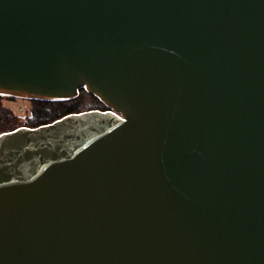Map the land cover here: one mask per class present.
<instances>
[{"label": "water", "instance_id": "1", "mask_svg": "<svg viewBox=\"0 0 264 264\" xmlns=\"http://www.w3.org/2000/svg\"><path fill=\"white\" fill-rule=\"evenodd\" d=\"M81 91L0 134V264H264V0H0V96Z\"/></svg>", "mask_w": 264, "mask_h": 264}, {"label": "rangeland", "instance_id": "2", "mask_svg": "<svg viewBox=\"0 0 264 264\" xmlns=\"http://www.w3.org/2000/svg\"><path fill=\"white\" fill-rule=\"evenodd\" d=\"M38 102L39 101L23 100L7 96H0V105L2 106V108H4L6 111L11 112V114L16 117V124L18 126L17 128L27 127L35 124L32 118V111L34 104ZM79 102L81 104L82 110L80 112L90 110H105L103 104H101L95 97L85 93L84 91H81L79 96L74 100L62 102L61 104L66 103L70 106H75Z\"/></svg>", "mask_w": 264, "mask_h": 264}, {"label": "trees", "instance_id": "3", "mask_svg": "<svg viewBox=\"0 0 264 264\" xmlns=\"http://www.w3.org/2000/svg\"><path fill=\"white\" fill-rule=\"evenodd\" d=\"M81 110L80 102L75 106L61 103H35L33 107L34 125L27 126L30 128L49 124L68 114L79 113ZM16 117L11 112L6 111L0 105V134L17 129Z\"/></svg>", "mask_w": 264, "mask_h": 264}]
</instances>
